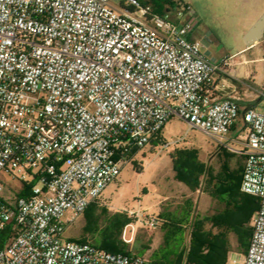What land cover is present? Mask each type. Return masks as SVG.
I'll return each mask as SVG.
<instances>
[{"label": "built area", "instance_id": "built-area-1", "mask_svg": "<svg viewBox=\"0 0 264 264\" xmlns=\"http://www.w3.org/2000/svg\"><path fill=\"white\" fill-rule=\"evenodd\" d=\"M194 27L186 4L0 0V264H165L64 232L174 117L243 155L258 207L241 264H264V88L241 115L215 96L232 57L208 58Z\"/></svg>", "mask_w": 264, "mask_h": 264}, {"label": "rangeland", "instance_id": "rangeland-1", "mask_svg": "<svg viewBox=\"0 0 264 264\" xmlns=\"http://www.w3.org/2000/svg\"><path fill=\"white\" fill-rule=\"evenodd\" d=\"M148 1L153 5L154 11L161 13H167V7L189 5L195 17V35L202 43V51H209L211 55L218 57L231 56L237 61L236 77L247 78L249 71L256 76V82L264 84V35L251 46L244 39L246 31L260 16L259 13L264 11V0ZM257 110L261 108L258 107ZM241 123L242 117L239 116L237 126ZM183 148L197 149L198 159L204 165V173L200 175L197 189H176L174 201L168 207L181 211V207L188 201L193 205V214L203 217L213 213L217 203L210 195L211 179L224 174L227 168L232 174L238 173V169L242 170L244 157L217 148L203 133L190 128L184 120L174 117L165 123L155 141L149 142L130 161L121 164L116 179L90 203L89 207L94 210V219L99 226L97 233L113 219L115 237L124 251L150 259L167 242L177 243L179 236L183 244L187 243L188 234L185 230L189 226L188 222H184L182 226L169 224V221L162 223L154 215L158 204V187L164 174L173 173L176 178L174 169L172 171L170 153ZM8 182L12 190L23 188L22 180L9 176ZM118 213H125L128 222L121 224ZM237 213L241 217L244 211L239 210ZM151 218L155 221L153 225L149 224ZM88 226L85 213H82L66 228L64 236L91 241L90 232L86 230ZM179 228L182 230L181 234ZM229 237L232 246L236 248V236L230 233ZM231 253L226 264H241L243 254L237 251ZM235 256L236 261L232 262ZM183 259V264H188L186 253L183 254Z\"/></svg>", "mask_w": 264, "mask_h": 264}, {"label": "trees", "instance_id": "trees-1", "mask_svg": "<svg viewBox=\"0 0 264 264\" xmlns=\"http://www.w3.org/2000/svg\"><path fill=\"white\" fill-rule=\"evenodd\" d=\"M170 158L176 179L191 190L197 189L200 185V175L204 173V165L198 159L197 149H179L170 153ZM237 172L232 174L227 168L224 174L211 179L210 195L217 203L213 213L203 217L193 214V205L187 201L181 207V211L175 210L171 214L168 219L169 224L182 226L184 222L185 224L188 222L189 226L185 230L188 234V242L183 244L181 236L177 243L167 242L160 251L153 254L154 260L165 264H183V254L186 253L188 264H226L231 251L242 254L245 252L252 229L249 222L258 207V198L240 191L241 168ZM28 187L21 191V195L28 194ZM239 210L244 211L241 217H238ZM83 213L89 225L86 230L90 232L91 241L85 239L80 241L90 242L109 251L130 253L124 251V247L118 243L113 219L109 220L97 233L99 226L94 219V210L88 206ZM117 216L121 224L128 222L125 213H118ZM178 231L182 233L181 228ZM230 233L236 236V248L232 246Z\"/></svg>", "mask_w": 264, "mask_h": 264}, {"label": "crops", "instance_id": "crops-1", "mask_svg": "<svg viewBox=\"0 0 264 264\" xmlns=\"http://www.w3.org/2000/svg\"><path fill=\"white\" fill-rule=\"evenodd\" d=\"M143 3L153 5L148 0H140ZM264 10V7H263ZM262 10V11H263ZM262 14L261 12L259 13ZM259 16V15H258ZM192 39H198L195 30L190 34ZM199 40V39H198ZM254 43L248 45L251 46ZM210 59H218L217 55H211L209 51L204 52ZM237 61L232 59V67L229 75L214 74L212 76L211 88L217 97L233 96L237 99L239 105V113L242 114L248 107L263 108V100L260 98L258 91L264 88V84L256 82V76L247 72V78H238L235 76V65ZM236 129V128H235ZM171 159V158H170ZM172 161V160H171ZM173 171V168H172ZM174 172V171H173ZM171 177V178H170ZM170 178V179H169ZM187 189V186L174 178L173 173H165L158 187V204L155 209V216L162 221L167 222L174 210L169 205L173 203L174 192L176 189ZM241 191V190H240ZM242 192V191H241ZM244 193V192H242ZM247 194V193H244ZM250 195V194H248ZM253 196V195H252ZM256 197V196H255ZM149 206V205H148ZM150 207V206H149ZM152 209V208H151ZM254 214V213H253ZM253 216V215H252ZM234 252V251H231ZM228 254V257L232 253ZM244 254V253H243ZM236 256L233 258L235 259Z\"/></svg>", "mask_w": 264, "mask_h": 264}, {"label": "water", "instance_id": "water-1", "mask_svg": "<svg viewBox=\"0 0 264 264\" xmlns=\"http://www.w3.org/2000/svg\"><path fill=\"white\" fill-rule=\"evenodd\" d=\"M264 35V11L253 22L250 28L246 31L244 39L247 45H250L260 39Z\"/></svg>", "mask_w": 264, "mask_h": 264}]
</instances>
